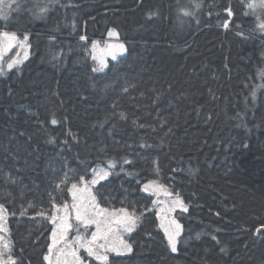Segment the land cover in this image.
Returning <instances> with one entry per match:
<instances>
[{
  "label": "trees",
  "instance_id": "1",
  "mask_svg": "<svg viewBox=\"0 0 264 264\" xmlns=\"http://www.w3.org/2000/svg\"><path fill=\"white\" fill-rule=\"evenodd\" d=\"M256 2L31 0L0 18L5 259L47 264L49 217L73 183L113 161L96 200L140 219L124 237L132 252H108L107 264H264V30L259 6L248 7ZM4 32L22 40L17 55L5 51ZM112 40L127 53L100 71L93 45ZM150 181L187 206L173 214L175 253L142 191ZM69 223L71 240L77 229L96 231Z\"/></svg>",
  "mask_w": 264,
  "mask_h": 264
},
{
  "label": "snow or ice",
  "instance_id": "2",
  "mask_svg": "<svg viewBox=\"0 0 264 264\" xmlns=\"http://www.w3.org/2000/svg\"><path fill=\"white\" fill-rule=\"evenodd\" d=\"M13 6H15L17 10L20 9V4L18 3V0H0V18L7 19L9 11L13 8ZM195 6L199 7L200 5L197 4ZM259 6L264 7V0H261ZM248 7L255 9L257 5L252 3L249 4ZM47 11V6L40 7L39 11L37 13H34V15L42 17L44 14L47 13ZM226 11H228L229 15L232 14L230 9ZM183 14L187 16L191 15L192 13H190L189 11H184ZM225 26H227V24ZM260 28L264 30V23L260 24ZM2 35L7 37L9 41L8 47L10 48L12 46L11 42L16 41L15 34L9 35L7 32H4ZM108 35L110 37H113L116 36V33L113 30H109ZM27 39L28 37L25 36L24 40ZM80 39L83 40L85 39V37L81 36ZM93 47H95V44L93 45ZM109 47L120 51H123L124 49L123 44L110 45ZM0 55H2V52H0ZM113 59H115V54H113ZM17 62L18 61L16 60L11 61L10 63H8V68L12 69L14 64H16ZM121 118L123 119L124 117L122 116ZM52 123L55 124L56 120L53 119ZM124 163H129V161L125 159ZM114 167V162L108 161L107 170L103 167L95 168L93 169L94 179H92L90 182H86L85 178L82 176L80 178L79 183H90L94 185L100 180L106 179L110 175L109 170ZM61 183H64V181H62ZM155 183V181L151 182L152 185H155ZM56 187L59 188L60 185L57 184ZM148 189L149 185H145L144 191H148ZM69 191L72 192L73 195V208L76 212V221L79 224H83L86 228L90 224H95L96 231L93 232L91 234V238L88 239L84 235L80 234L79 229H77V235L71 241H69L67 239V233L72 228V225L69 223L68 215L66 214L62 217H58L56 214L51 215L49 219L50 222L55 225V227L52 230V244L48 246V255L44 256V260L47 262V264H83L81 256L77 254L79 249L81 248L85 252H87L89 257H94L99 262V264H107L108 252H115L117 255H123L125 253L132 252V245L124 239L117 237L116 239H118L119 241L118 244L115 242L110 243V240L112 239L111 234L113 232V224L119 225L122 233H131L134 230L137 221L140 219V217L137 216L135 212H128L123 207L113 212H109L106 208H99V206L95 204V197L91 196L90 190L87 187L81 189L76 183H73L71 185ZM85 192H87L88 195L91 197V209L86 207L83 203H75V201L77 200H84V196L82 194ZM153 203H155V201H153ZM173 206L179 207L182 211L185 212L188 210L187 206L179 198V194H177L176 199L173 201ZM53 207L57 208V205L53 204ZM67 208L68 205L65 204L63 209L57 208V212L65 210ZM21 215H23V213H21ZM40 215L44 214L40 213ZM4 216L5 210L3 206L0 205V232L7 231L3 223ZM58 219L59 223H57ZM172 223L175 224V228H165V236L168 241V246L170 247L171 251L175 253L177 251V238L180 235L181 228L179 224L175 223V221H172ZM259 231L260 229L258 228L257 232ZM213 239H216L215 236H213ZM101 241L103 242L101 243ZM61 242H64V247L57 248L56 246L59 245ZM9 247V244L4 241V238L2 236H0V264H15V260L11 255H8L5 259V254L9 250ZM53 256L55 257V259L52 258ZM69 257H71V259H69Z\"/></svg>",
  "mask_w": 264,
  "mask_h": 264
},
{
  "label": "rangeland",
  "instance_id": "3",
  "mask_svg": "<svg viewBox=\"0 0 264 264\" xmlns=\"http://www.w3.org/2000/svg\"><path fill=\"white\" fill-rule=\"evenodd\" d=\"M21 1L22 0H18V3L21 2ZM24 1H27V0H24ZM260 3H261V0H259V2H256L257 7L260 5ZM174 6H176V5H174ZM257 10H258V14H259L260 18L264 19V7H260L259 6V8ZM20 17H23V16H20ZM260 18H259L260 22L263 23V21ZM113 31H115V30H113ZM115 33H116V36H113L111 38H115V37L117 38V32L115 31ZM4 39H5V45L7 46V49L8 50L14 49L16 51L15 55H17L19 49L22 46V40L21 39H16V41L11 42L12 46L9 48L8 47L9 41H8L7 37L4 36ZM37 43H38V41L36 42V44ZM116 44H123L124 45L123 51H120V50H117V49H112V48L109 47L110 45H116ZM35 46H37V45H35ZM44 46H45L44 44L41 45V48H44ZM93 51H94L95 56L99 59L98 60V62H99L98 63V69L100 71H104V70L107 69L109 61H115L119 57H122V56L126 55V53H127V49H126L125 44L122 41H118V40L117 41L116 40L109 41V42H107L104 45L95 44V47H93ZM113 54H115V59H113ZM92 179H94L93 171L91 173L90 179H85V180H86V182H90ZM101 181L102 180H100L98 183H96L94 185H92L90 183H86V184H81L80 183V184H78L79 188L83 189V188L87 187L90 190L91 196L95 197V204L98 205V206H99V203L96 200V196H95V191L94 190H95L96 186ZM151 182L152 181H150V182L145 184V185H149L148 191H144L145 185L143 186L142 191H143V193L145 195H147L151 199L152 204L155 205L156 216H157L158 220L160 221L161 229H162V231L165 234V228H169V229H174L175 228V224L172 223V221H175L174 218H173V214L175 212H177V211H182V210L179 207H174L173 206V201L176 198H170V193L168 192L167 187L163 186L159 182H156L155 185H152ZM78 195H81V194H78ZM82 195L84 196V200L83 201L77 200V201H75V203H83L86 207L91 209V206H92L91 197L88 195L87 192L83 193ZM69 196H70L69 202H66L64 204L59 205V206H61L60 209H63L65 204L68 205V208L65 209V210L60 211L57 216L58 217H62V216H65L67 214L68 217H69V222H70V220H73V223H77V221L75 219L76 212H75V209L73 208V204H74L73 195H72V192H70V191H69ZM153 201H155V203H153ZM99 208H106V207L99 206ZM106 209H108L109 212L115 211V210H112L110 208H106ZM126 210L128 212H132L131 210L129 211V209H126ZM3 223H4V225H5L6 229H7V226H6V223H5V219H4ZM57 223H59V219L57 220ZM175 223L179 224L176 221H175ZM91 225H95V224H90V225L87 226V228H91L90 227ZM197 225L199 226L198 223H197ZM82 226H84V225L82 224ZM54 227H55V225L52 224V230H53ZM112 227H113V232L111 234L112 239L110 240V243L115 242V243L118 244L119 241L116 238L119 237V238L124 239V237L128 233H122L121 230H120V226L119 225L113 224ZM180 228H181V225H180ZM201 229H203V228H201ZM92 233H93V231H92V228H91V230L89 232H85L84 231L82 233V235H84L86 238L90 239L89 237H91ZM74 235H77V233H74ZM0 236H2L4 238V241L7 243V231L6 232H0ZM67 237H68V233H67ZM68 240L71 241V239H68ZM166 240H167V238H166ZM102 242L103 241H101V243ZM50 244H52V231H51V235H50V239H49V245ZM56 247L57 248H63L64 247V242H61ZM101 251H103V250H101ZM54 252H55V248H54ZM77 254L81 256L83 264L87 263L85 258H90L92 260L93 259L96 260L94 257H89L87 252H85L82 248L79 249ZM126 254L127 253H125L123 255H126ZM47 255H48V253H47ZM52 258L55 259L54 256ZM69 259H71V257H69Z\"/></svg>",
  "mask_w": 264,
  "mask_h": 264
},
{
  "label": "bare ground",
  "instance_id": "4",
  "mask_svg": "<svg viewBox=\"0 0 264 264\" xmlns=\"http://www.w3.org/2000/svg\"><path fill=\"white\" fill-rule=\"evenodd\" d=\"M175 220V219H174Z\"/></svg>",
  "mask_w": 264,
  "mask_h": 264
}]
</instances>
